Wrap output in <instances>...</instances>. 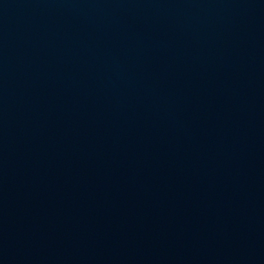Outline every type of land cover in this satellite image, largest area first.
<instances>
[{
  "label": "water",
  "instance_id": "obj_1",
  "mask_svg": "<svg viewBox=\"0 0 264 264\" xmlns=\"http://www.w3.org/2000/svg\"><path fill=\"white\" fill-rule=\"evenodd\" d=\"M0 264H264V0H0Z\"/></svg>",
  "mask_w": 264,
  "mask_h": 264
}]
</instances>
